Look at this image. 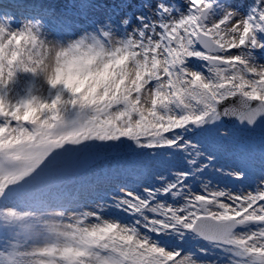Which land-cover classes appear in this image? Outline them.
Returning a JSON list of instances; mask_svg holds the SVG:
<instances>
[{
  "label": "snow or ice",
  "instance_id": "6c2138e0",
  "mask_svg": "<svg viewBox=\"0 0 264 264\" xmlns=\"http://www.w3.org/2000/svg\"><path fill=\"white\" fill-rule=\"evenodd\" d=\"M7 3L0 264H264V0Z\"/></svg>",
  "mask_w": 264,
  "mask_h": 264
},
{
  "label": "bare ground",
  "instance_id": "6f19581e",
  "mask_svg": "<svg viewBox=\"0 0 264 264\" xmlns=\"http://www.w3.org/2000/svg\"><path fill=\"white\" fill-rule=\"evenodd\" d=\"M43 78H44L43 73L18 74L16 82H14L8 89L9 98L19 99L24 96H27L29 93L38 94L42 97L47 96L51 90L49 86H47ZM61 78L64 79L67 77L62 74ZM5 223H6L5 220L0 219V225H3ZM16 230L21 232L23 236V229L20 228L19 225H17ZM31 237H38L44 242H51V241L63 242L64 240L63 237H58L55 233L48 231V229L47 232L32 231L30 234V238Z\"/></svg>",
  "mask_w": 264,
  "mask_h": 264
},
{
  "label": "rangeland",
  "instance_id": "374dc122",
  "mask_svg": "<svg viewBox=\"0 0 264 264\" xmlns=\"http://www.w3.org/2000/svg\"><path fill=\"white\" fill-rule=\"evenodd\" d=\"M53 2L56 3L57 5H60V6H67L68 4H71L73 2V0H53ZM134 2H139V0H134ZM173 2H176L179 4L181 2V0H173ZM231 2L234 5H237V6H240L243 8V7H246L248 3H250V0H231ZM46 227H47L46 225L41 223L39 225V228L42 229V231H40V232H47ZM33 231H36V230H33ZM191 264H195V262L193 261V262H191Z\"/></svg>",
  "mask_w": 264,
  "mask_h": 264
},
{
  "label": "clouds",
  "instance_id": "9594fccd",
  "mask_svg": "<svg viewBox=\"0 0 264 264\" xmlns=\"http://www.w3.org/2000/svg\"><path fill=\"white\" fill-rule=\"evenodd\" d=\"M53 59H54V56H53V54L50 53L49 57H48V61H47L49 66H51V64L53 63Z\"/></svg>",
  "mask_w": 264,
  "mask_h": 264
}]
</instances>
